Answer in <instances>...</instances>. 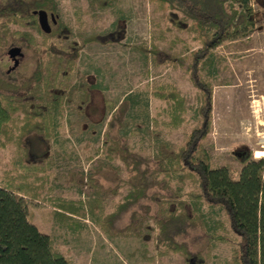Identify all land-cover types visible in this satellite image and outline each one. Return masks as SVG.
Instances as JSON below:
<instances>
[{"label": "rangeland", "instance_id": "rangeland-1", "mask_svg": "<svg viewBox=\"0 0 264 264\" xmlns=\"http://www.w3.org/2000/svg\"><path fill=\"white\" fill-rule=\"evenodd\" d=\"M52 1L58 14L57 24H51L53 37L73 43L76 51L71 68L48 80L55 77L57 86H37L44 96L39 108L54 105L45 111L51 116L49 154L47 159L27 156L17 145L19 135L15 140L0 135V183L33 192L25 195L28 219L70 264H235L238 235L218 204L193 195L198 190L195 174L156 167L163 164L160 144L175 150L199 123L201 91L186 69L191 50L200 45L198 28L161 0ZM249 2L251 29L213 45L210 61L198 68L210 88L208 129L198 146L210 166L224 164L233 175L241 164L233 149L246 148L252 157L264 153V8ZM28 18L0 19V39L16 28L44 44ZM21 42L20 62L4 73L0 41V73L8 79H22L34 64V55ZM126 94L131 98L122 99ZM26 102L6 111L24 113ZM112 114L115 124L108 129ZM20 121L10 116L0 122V131ZM124 148L144 158L140 165L147 164L153 182L139 204L113 217L109 212L131 188L133 170L121 158ZM171 207L189 212L194 221L178 236L183 247L171 248L156 238L155 216Z\"/></svg>", "mask_w": 264, "mask_h": 264}, {"label": "trees", "instance_id": "trees-1", "mask_svg": "<svg viewBox=\"0 0 264 264\" xmlns=\"http://www.w3.org/2000/svg\"><path fill=\"white\" fill-rule=\"evenodd\" d=\"M161 1L166 2L169 7L178 9L199 30L200 45L191 50L186 69L192 84L201 91V101L197 108L199 123L191 127L185 140L175 150H169L163 146V143L160 144L158 160L163 164L158 163L156 167L160 170L187 169L195 174L198 190L193 195L218 204L226 215L228 226L238 235L235 250H233L235 264H264V153L261 156L252 157L246 148L233 149V154L241 161L233 175L224 164L210 166L207 162V154L198 146L200 138L208 129L210 109V88L208 83L198 75L199 65L210 61L207 55L213 45L222 39L231 38L251 29L254 11L249 0ZM253 1L263 11L264 0ZM13 2L14 0H11V4L0 3V19H13L9 16V10L12 9L11 15L14 18L15 14L20 12L22 17L28 16L27 21L36 28L34 14L30 12V9L54 7L52 0H20L17 8ZM96 2L101 4V0ZM7 33L14 34L15 30L7 31ZM41 34L45 38L44 44L31 41L30 37L22 31L24 45L34 55V64L26 76L20 80H13L0 73V122L10 116L21 117L18 124L3 125L0 135H5L11 140L19 135L17 145L23 147V154L27 156L30 154L31 157L34 154L43 155L47 159L49 154L47 122L50 121L51 116H45V111H52L54 105L52 103L50 109H47L42 104L39 108L38 102L44 96L37 86L44 83V88L50 89V86L56 85L55 77L54 82L48 83V80L57 72L64 75L71 68L76 49L73 43H62L54 38L55 30L41 32ZM8 35L0 39L1 46L9 42ZM169 58V55L164 56V59ZM50 62L53 65L52 71L48 69ZM20 88H22L21 92L18 91ZM126 98H131V95L126 94L122 99ZM51 99L54 100L55 96L52 95ZM56 100L57 98L54 101ZM23 101H27L24 104V113L14 115L6 111V107L10 109L20 107ZM114 118L113 114L108 118L106 122L108 129L114 126ZM20 133L23 134V139ZM39 148L41 151L37 153ZM125 156L128 158L126 159ZM121 158L128 170H133V173L128 176L131 188L109 212L108 215L113 217L126 210L130 204L138 203L141 197L148 196L146 189L153 182L149 176L150 170H147V164L140 165V161L144 160L143 157L124 148ZM77 177L80 178L81 175ZM161 184L164 185V182L162 181ZM26 185L29 186L27 183ZM25 195L31 197L33 192L29 194L17 192L11 185L0 183V264H70L62 253L51 247L49 235L38 229L28 219ZM130 212L135 216L133 209ZM155 221L157 223L156 238L171 248L176 245L183 247L178 236L186 233L187 229L194 225L189 212L177 210L175 207L155 216ZM126 231L135 232L134 230ZM186 251L185 249L184 252Z\"/></svg>", "mask_w": 264, "mask_h": 264}, {"label": "flooded vegetation", "instance_id": "flooded-vegetation-1", "mask_svg": "<svg viewBox=\"0 0 264 264\" xmlns=\"http://www.w3.org/2000/svg\"><path fill=\"white\" fill-rule=\"evenodd\" d=\"M13 1V0H12ZM6 2H9L11 4V0H0V3L4 4ZM15 4V8L18 7L19 3H20V0H14L13 2ZM35 8H43L45 10V16H46V21L49 25V30L48 31H43L40 27H39V24L37 22V17H36V13L35 12H32L33 9ZM10 12V15L11 13L13 12V10H9ZM30 12L32 14H34V23L37 25V30L39 32V34H41V32H49L53 29H51V24H57V21H58V14L57 12L54 10V8H45V7H33L30 9ZM5 18V16H2ZM11 18H14L12 15L10 16ZM6 20V19H4ZM14 22H22V16L20 14V12H17L15 14V20ZM13 30H15V33L14 34H9L8 36L10 37L9 39V42L4 46V60L2 61L4 63V68H3V72L4 73H9L11 71H13L16 66L18 65V63L20 62V59L22 58L23 56V50H22V42L21 40L23 39L22 38V30H19V29H16L14 28ZM12 30V31H13ZM11 45H14V46H18V50H19V55H14L16 58H17V62L12 65V62H13V59L11 56H9L7 53H6V50L9 46Z\"/></svg>", "mask_w": 264, "mask_h": 264}, {"label": "water", "instance_id": "water-1", "mask_svg": "<svg viewBox=\"0 0 264 264\" xmlns=\"http://www.w3.org/2000/svg\"><path fill=\"white\" fill-rule=\"evenodd\" d=\"M32 12L36 13L39 27L45 32L48 31L49 25L46 21L45 10L43 8H35L32 10ZM6 53L12 57L13 59L12 65H14L17 62V58L14 55H19L20 53L18 50V46H14V45L9 46L6 50Z\"/></svg>", "mask_w": 264, "mask_h": 264}]
</instances>
